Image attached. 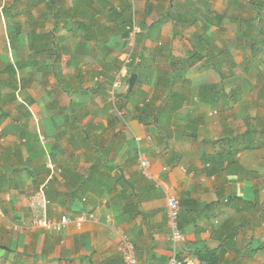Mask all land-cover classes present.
<instances>
[{
	"label": "crops",
	"instance_id": "0c3cea01",
	"mask_svg": "<svg viewBox=\"0 0 264 264\" xmlns=\"http://www.w3.org/2000/svg\"><path fill=\"white\" fill-rule=\"evenodd\" d=\"M47 1L0 2V264H125L124 235L139 264H169V196L181 252L264 264V2L157 0L148 16V0H105L123 20ZM133 14L137 33L161 22L139 70L119 25ZM63 216L60 231L39 223Z\"/></svg>",
	"mask_w": 264,
	"mask_h": 264
},
{
	"label": "built area",
	"instance_id": "2783aa9c",
	"mask_svg": "<svg viewBox=\"0 0 264 264\" xmlns=\"http://www.w3.org/2000/svg\"><path fill=\"white\" fill-rule=\"evenodd\" d=\"M140 164L141 168L146 170L149 167L150 162L148 159L142 158ZM51 167H55V165L51 164ZM89 216L91 217L90 214ZM168 216L172 230L171 245L173 250L169 264H207L206 261L191 253L181 252V250H179L180 245L185 241V236L180 227V202L174 196L168 197ZM86 218V215H81L78 221L83 222ZM68 221L69 218L67 216H63L59 222L48 223L46 220H41L39 223L43 227L53 228L60 231ZM119 250L125 264H139L136 247L128 236L124 235Z\"/></svg>",
	"mask_w": 264,
	"mask_h": 264
},
{
	"label": "rangeland",
	"instance_id": "374dc122",
	"mask_svg": "<svg viewBox=\"0 0 264 264\" xmlns=\"http://www.w3.org/2000/svg\"><path fill=\"white\" fill-rule=\"evenodd\" d=\"M57 1V3L56 2H50L51 4H49L50 5V7H49V10H52L53 11V14L55 15L56 13H57V15H61V16H69V17H71V19H77V17H78V15H82V16H89V15H92V11H90L91 10V6H94V7H99V5L101 4V9L103 10L102 12H101V15H108L109 13L107 12V8L108 7H110L111 6V2H104L105 0H100V2H77V0L75 1V0H56ZM264 1V0H263ZM0 2L2 3V4H4V5H6V3L7 2H17V9L18 10H21L22 9V7H23V5L24 4H28V7L26 8V9H29L30 8V6H29V4L31 3V4H33V6H31L32 7V11L35 9L37 12H41V11H43V8L41 7V5H39L38 4V2H48L47 0H0ZM4 2V3H3ZM8 3V4H9ZM123 2H121L120 4H122ZM1 4V5H2ZM99 4V5H98ZM104 5V6H103ZM105 6H106V8H105ZM108 6V7H107ZM121 6H123V8L125 7L126 8V10L124 11V13L126 14V13H128V9H127V6H125V4H123V5H121ZM43 7H45V6H43ZM16 9V8H15ZM25 9V8H24ZM179 10L181 9V11L182 10H186L185 8H178ZM98 10V9H97ZM90 11V12H89ZM112 11V10H111ZM111 11H110V13H111ZM189 12H188V14H187V17H191L193 20L195 19V14L193 13V11L192 10H188ZM183 12V11H182ZM262 12V14H264V10H262L261 11ZM95 13V12H94ZM27 14V16H29V14L28 13H26ZM25 14V15H26ZM113 14V13H112ZM119 14V16L121 17V18H123V20H125L126 18H125V16H124V14H123V12H119L118 13ZM183 14H184V12H183ZM227 14H231V12H230V9L228 8V13ZM261 14V15H262ZM51 15V14H50ZM162 17V16H161ZM177 18H179V16H177ZM197 18V17H196ZM171 19V18H170ZM169 19V20H170ZM167 20V18H164V19H162V21H166ZM169 20H167V21H169ZM122 22H124V21H122ZM148 22H151V19H148ZM160 22V21H159ZM194 22L196 23L197 22V20H194ZM126 23H127V21H126ZM121 25H124L125 24V22L124 23H120ZM119 24V25H120ZM120 25V26H121ZM137 26L138 25H136V27L134 28V29H132V30H130V33H126V35H127V42L129 43V42H133V40H134V37H135V33H136V28H137ZM160 26V24H158L157 25V27H159ZM20 27V26H19ZM18 26H16V27H12V30H15V29H18L19 28ZM55 29H56V31L57 32H60L61 30H62V27L60 26V24H55ZM156 27V29L153 27V28H150L149 29V32L151 33V35L152 36H154L155 35V33L160 29V28H157ZM100 29L102 30H104V31H106V30H110L111 29V27H109L108 25H106V26H103V27H100ZM117 28H115L114 30H116ZM158 29V30H157ZM10 31V33H11V36L14 38V35L16 34V31ZM22 31H24L23 29H22ZM46 36H42V38H45ZM257 38V37H256ZM176 75V74H175ZM176 77V76H175ZM258 128V130L259 131H261V132H263L262 130H260V129H262V128H260V127H257ZM252 132H257V130L256 129H252L251 130V133ZM258 134H259V136L261 137V138H263L264 137V133H260V132H258ZM248 136L251 138L252 136H254L255 137V135L253 134V135H251L250 136V134H248ZM249 138H247V140H248ZM233 144H234V142H233ZM235 145V144H234Z\"/></svg>",
	"mask_w": 264,
	"mask_h": 264
},
{
	"label": "trees",
	"instance_id": "16d2710c",
	"mask_svg": "<svg viewBox=\"0 0 264 264\" xmlns=\"http://www.w3.org/2000/svg\"><path fill=\"white\" fill-rule=\"evenodd\" d=\"M156 1L157 0H148V2H147V5H148V7H147V15L148 16L151 15V13H152L151 11L154 10L155 8H158L161 12H163V8L164 7H156V4L159 3V2H156ZM261 2H264V1L261 0ZM190 4H192L191 7L189 6V7H186L187 8L186 10H182L184 12V14H181V16L182 17H184V16L187 17V14L189 12L188 10L190 9V10L194 11L193 12L195 14V19L194 20H197V18H199L198 17L199 16V10H197V9H194L193 10V7L195 5L193 3H190ZM260 7H262V3H260ZM105 8H106V6H105ZM128 8H129L128 10L131 11L130 6ZM110 9L112 11H116V14L114 13V15H116V16H119L118 13L119 12H122L121 10L119 11L116 8H111V7H108L107 10H110ZM208 14L210 15L211 18H214L216 16L214 12H211V13L206 12V15H208ZM133 18H134V14L132 15V18H131L132 21H128V19H127V23L125 22L127 24V27H128L127 30L128 31L132 30L133 29L132 27L135 25V21L133 20ZM217 18H218V16H217ZM120 23H124V22L121 21V22H119V24ZM158 24L161 25V22H159V20L157 22L155 21L153 24H150V25L141 24V30L138 33L135 34V45H134V48H133V52L131 53V56H132L133 64H135V65L138 66V70L141 68V62H139V60H138L142 56V52L140 50H143V48L146 47L147 43L152 38V35L149 32V29L150 28H153V27L156 29V27H157ZM18 30H19V28H18ZM174 74L175 73H171L170 76L168 77L170 82L175 79V76L176 75H174ZM168 89H170V88H168ZM149 109H151L150 104L149 103H144V105L140 108V113L142 115H145V114L149 113L148 112ZM261 142H262L261 144L263 145L264 144V139ZM236 151L237 150H235V152H232L231 153V156L233 158H235ZM217 159H218V157L215 158V160H217ZM231 163H233V161H231ZM196 256L199 257L200 259L206 261L207 264H219L220 257H219V253L218 252H215L214 251V252H209L208 253L205 250L199 249V251L197 252V255Z\"/></svg>",
	"mask_w": 264,
	"mask_h": 264
},
{
	"label": "water",
	"instance_id": "95a60500",
	"mask_svg": "<svg viewBox=\"0 0 264 264\" xmlns=\"http://www.w3.org/2000/svg\"><path fill=\"white\" fill-rule=\"evenodd\" d=\"M51 2H53V0H51ZM136 80H137V74L132 75V88H133V86L135 85ZM132 88H131V89H132ZM168 94H170V92H169Z\"/></svg>",
	"mask_w": 264,
	"mask_h": 264
},
{
	"label": "clouds",
	"instance_id": "9594fccd",
	"mask_svg": "<svg viewBox=\"0 0 264 264\" xmlns=\"http://www.w3.org/2000/svg\"><path fill=\"white\" fill-rule=\"evenodd\" d=\"M135 25H136V24H135ZM133 29H134V28H133ZM136 33H137V32H136ZM136 33H135V34H136ZM134 40H135V39H134ZM134 45H135V44H134ZM133 47H134V46H133Z\"/></svg>",
	"mask_w": 264,
	"mask_h": 264
}]
</instances>
